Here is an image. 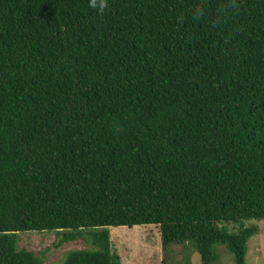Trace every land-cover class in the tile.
Segmentation results:
<instances>
[{
  "label": "trees",
  "instance_id": "16d2710c",
  "mask_svg": "<svg viewBox=\"0 0 264 264\" xmlns=\"http://www.w3.org/2000/svg\"><path fill=\"white\" fill-rule=\"evenodd\" d=\"M262 220L264 0H0V264L81 230L62 264H122L107 228L136 225L247 264Z\"/></svg>",
  "mask_w": 264,
  "mask_h": 264
},
{
  "label": "rangeland",
  "instance_id": "374dc122",
  "mask_svg": "<svg viewBox=\"0 0 264 264\" xmlns=\"http://www.w3.org/2000/svg\"><path fill=\"white\" fill-rule=\"evenodd\" d=\"M244 225H255L258 233L248 241L246 263L264 264V220L247 221ZM237 224H228L230 232L238 231ZM111 247L122 264H202L200 255L191 248L173 245L171 255L165 258L158 226L136 225L132 227H108ZM88 230L71 241L64 240L70 231H31L17 233V247L25 248L43 256L44 264H62L71 250L92 249ZM219 259L216 264H234L232 254L225 246L217 248Z\"/></svg>",
  "mask_w": 264,
  "mask_h": 264
},
{
  "label": "clouds",
  "instance_id": "9594fccd",
  "mask_svg": "<svg viewBox=\"0 0 264 264\" xmlns=\"http://www.w3.org/2000/svg\"><path fill=\"white\" fill-rule=\"evenodd\" d=\"M89 6L102 9L106 6V0H89Z\"/></svg>",
  "mask_w": 264,
  "mask_h": 264
}]
</instances>
